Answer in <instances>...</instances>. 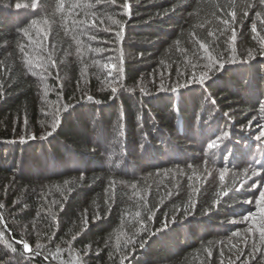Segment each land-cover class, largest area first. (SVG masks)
<instances>
[{
    "label": "trees",
    "instance_id": "1",
    "mask_svg": "<svg viewBox=\"0 0 264 264\" xmlns=\"http://www.w3.org/2000/svg\"><path fill=\"white\" fill-rule=\"evenodd\" d=\"M261 193L264 0H0V264H264Z\"/></svg>",
    "mask_w": 264,
    "mask_h": 264
},
{
    "label": "snow or ice",
    "instance_id": "2",
    "mask_svg": "<svg viewBox=\"0 0 264 264\" xmlns=\"http://www.w3.org/2000/svg\"><path fill=\"white\" fill-rule=\"evenodd\" d=\"M33 7H35V3L33 4ZM201 47L203 48L204 45H201ZM220 59V58H218ZM210 63L207 65L208 68H212L213 65H215V60H213L211 57H209ZM221 69H223V61L221 60V64H220ZM207 75V73H205L204 75L200 76L199 79L203 80L205 78V76ZM113 91H115V88H113ZM89 99H91V97H89ZM215 146V142H213L212 144L209 145V147H214ZM222 178H223V174H221ZM261 201H264V193H261ZM261 238L264 239V232H262L261 234ZM21 243L23 244V247L25 249L29 248V245L27 243H24L23 241H21ZM121 264H123V262H121Z\"/></svg>",
    "mask_w": 264,
    "mask_h": 264
},
{
    "label": "water",
    "instance_id": "3",
    "mask_svg": "<svg viewBox=\"0 0 264 264\" xmlns=\"http://www.w3.org/2000/svg\"><path fill=\"white\" fill-rule=\"evenodd\" d=\"M26 250H29V249H26Z\"/></svg>",
    "mask_w": 264,
    "mask_h": 264
}]
</instances>
